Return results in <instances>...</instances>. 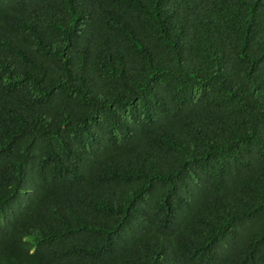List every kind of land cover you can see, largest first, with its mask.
<instances>
[{"label": "trees", "instance_id": "obj_1", "mask_svg": "<svg viewBox=\"0 0 264 264\" xmlns=\"http://www.w3.org/2000/svg\"><path fill=\"white\" fill-rule=\"evenodd\" d=\"M0 264H264V0H0Z\"/></svg>", "mask_w": 264, "mask_h": 264}]
</instances>
